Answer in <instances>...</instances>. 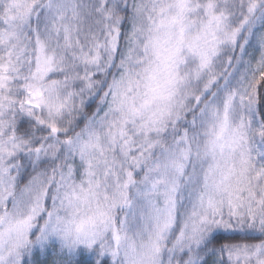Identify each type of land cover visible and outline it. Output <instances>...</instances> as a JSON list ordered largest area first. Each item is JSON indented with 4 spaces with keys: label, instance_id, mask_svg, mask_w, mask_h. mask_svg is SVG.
<instances>
[{
    "label": "snow or ice",
    "instance_id": "6c2138e0",
    "mask_svg": "<svg viewBox=\"0 0 264 264\" xmlns=\"http://www.w3.org/2000/svg\"><path fill=\"white\" fill-rule=\"evenodd\" d=\"M264 264V0H0V264Z\"/></svg>",
    "mask_w": 264,
    "mask_h": 264
},
{
    "label": "trees",
    "instance_id": "16d2710c",
    "mask_svg": "<svg viewBox=\"0 0 264 264\" xmlns=\"http://www.w3.org/2000/svg\"><path fill=\"white\" fill-rule=\"evenodd\" d=\"M49 258L50 257H46L43 253H41L37 256V264H48ZM215 259V256H209L207 258V264H214Z\"/></svg>",
    "mask_w": 264,
    "mask_h": 264
}]
</instances>
